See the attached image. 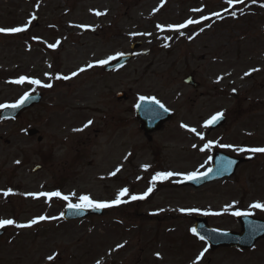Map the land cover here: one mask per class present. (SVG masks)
Masks as SVG:
<instances>
[{
    "label": "rangeland",
    "instance_id": "1",
    "mask_svg": "<svg viewBox=\"0 0 264 264\" xmlns=\"http://www.w3.org/2000/svg\"><path fill=\"white\" fill-rule=\"evenodd\" d=\"M188 20L199 22L179 28ZM13 27L26 31L0 32V105L44 98L19 119L0 118V220L49 219L0 228V264H197L205 248L198 264H264V240L251 251H212L192 231L198 216L229 233L241 232L234 212L264 219L251 207L264 204V154L238 151L264 147V0H0V28ZM135 42L143 44L135 61L103 70L99 61ZM191 76L198 87L185 83ZM141 96L173 112L152 141L136 119ZM219 112L227 121L210 133L204 125ZM217 151L253 161L228 180L181 188ZM169 171L177 175L153 183ZM124 188L129 202L104 216L62 220L80 196L110 202ZM52 192L69 200L39 195Z\"/></svg>",
    "mask_w": 264,
    "mask_h": 264
},
{
    "label": "water",
    "instance_id": "2",
    "mask_svg": "<svg viewBox=\"0 0 264 264\" xmlns=\"http://www.w3.org/2000/svg\"><path fill=\"white\" fill-rule=\"evenodd\" d=\"M142 44L135 43L132 47L133 50L139 48ZM134 58L133 55H125L119 57V59L114 63H106L105 68L107 71H114L117 68H121L126 63ZM189 85L196 86L191 79L187 81ZM42 95H32L30 98L20 107L12 108L6 107L0 113V118L2 119H17L20 117L21 113L30 109V107L36 106L41 103ZM118 99H127L123 94L118 95ZM151 100L140 101L139 107L137 106V117L143 122V129L146 130L147 134L154 131H159L161 126L171 119V114L168 111H164L156 103H151ZM225 124V120L220 118L218 121L213 123L210 127L211 130L220 128ZM214 165L211 171L202 175L201 179L191 180L185 182V185L193 186L195 189L205 186L208 183L217 182V180L225 179L227 177L233 176L240 164L245 161L243 159H235L229 156H225L222 153H217L214 158ZM103 210H93L85 209L76 211L69 209L68 207L64 210L63 219L68 220H78L88 218L90 215L101 216ZM239 223L242 225V231L240 234L233 232L226 233L221 231H216L212 229L206 218L198 217L196 220L195 234L205 237V241L208 245L212 246L213 250L220 249V247L225 248H237L244 250H251L257 242L264 239V221L254 219L248 215H241L237 217ZM3 231H0V237L3 236Z\"/></svg>",
    "mask_w": 264,
    "mask_h": 264
},
{
    "label": "snow or ice",
    "instance_id": "3",
    "mask_svg": "<svg viewBox=\"0 0 264 264\" xmlns=\"http://www.w3.org/2000/svg\"><path fill=\"white\" fill-rule=\"evenodd\" d=\"M242 2V0H241ZM227 3L229 4H232L233 3V0H227ZM97 16L101 15L100 12H96L95 13ZM215 15L219 16L220 14L219 13H216ZM32 19H35V17L33 16ZM204 19H208V17H205ZM199 21H194V20H188L186 24H181L179 25V28H184L186 27L188 24H194V23H198ZM159 27V26H158ZM179 28L177 30H179ZM23 31H26V28L25 27H13L11 29H3V28H0V32H8V33H21ZM49 47L51 48H55L56 45L55 44H52V45H49ZM110 59H114L113 58H110ZM108 61L107 60H101L99 61V63L101 65L103 64H106ZM89 67H91V65H89ZM85 69L81 68L80 71H84ZM255 71V69L253 70ZM73 76L77 75V73H73L72 74ZM245 75H250V73H245ZM71 77L69 76H63V77H57V79H64V80H67V79H70ZM27 78L26 77H20L19 80H16L14 81V83H17V84H23L25 82ZM28 83L29 84H32V85H39L41 87H44V88H51L52 85L50 83H45V84H41V82L39 80H35V79H31V80H28ZM233 92H235V89H233ZM30 93H25L24 96H22L20 98L19 101H17V103L15 104H12V105H0V108H6V107H12V108H18L20 106H22L29 98H30ZM146 98L141 96L140 97V100L141 101H144ZM151 103H156V104H160V102L158 100H155V99H152L150 101ZM139 107V105H138ZM160 107L164 109V111H167V108L164 107L163 104H160ZM224 116V113L223 112H219L217 114H215L214 116H212V118L207 121L205 123V127H207L209 124H213L215 123L216 121H218L220 118H222ZM92 124V121H88L85 125H84V128H87L89 125ZM181 127H187L186 125H181ZM74 131H83V129H74ZM188 131L190 132H193V133H196V129L195 128H188ZM198 134V133H197ZM199 135V134H198ZM200 139H204V137L201 135L200 136ZM211 143L209 144H206L204 147L205 148H208V147H211ZM193 147H195V145H193ZM220 147H231L230 145H220ZM204 149H201V151H203ZM238 151H248V152H251V153H260V154H264V147H253V148H249V149H238ZM17 164L20 163V161H16ZM117 172L119 171V169L116 170ZM113 175H115V172L113 173ZM174 175H177L176 173H173L171 171L169 172H158L156 173V175L153 177V183H155L156 180H168L170 178H172ZM202 177L200 175H198L196 172H192L190 174H188L185 179H188V180H197V179H201ZM152 191V188H148V190L142 194V195H131L130 197V200L131 201H138V200H143L146 198V196ZM10 192H5L4 195L7 196L9 195ZM31 195V194H30ZM39 195H42V196H47L49 199L51 197H60L61 199L65 200V201H68L69 200V197L68 196H61V194L59 192H52V193H40ZM129 193H128V189L127 188H124L122 189L116 196V198L110 202H96V201H93L89 196H86V195H82L79 197V202L78 203H68V208L69 209H73V210H76V211H80V210H85V209H93V210H101V209H107V208H111V207H114V206H119L121 204H125V203H128L129 201L128 200H125L123 199V197L125 196H128ZM252 208H256V209H260L262 211H264V204H260V203H254L251 205ZM181 211H185V210H181ZM192 211H196L195 209H193ZM249 213H241V212H234L233 215L235 216H241V215H248ZM46 219H49L48 217L46 216H40L36 219H33L32 221H30V223L28 224H15V222L11 219H5V220H0V228H3L5 227L6 225H13L15 224L16 227L18 228H25V227H31L32 225H35L37 224L39 221H43V220H46ZM55 219V218H53ZM193 233L195 234V229L192 230ZM201 240H205V237L204 236H200L199 237ZM123 245H120L119 247H122ZM207 248L204 249V252H207ZM204 252H201L200 253V257H202L204 255ZM159 255V254H157ZM197 258V264H198V261H199V258ZM49 259H52V257H49Z\"/></svg>",
    "mask_w": 264,
    "mask_h": 264
},
{
    "label": "flooded vegetation",
    "instance_id": "4",
    "mask_svg": "<svg viewBox=\"0 0 264 264\" xmlns=\"http://www.w3.org/2000/svg\"><path fill=\"white\" fill-rule=\"evenodd\" d=\"M37 18H38V17H37ZM35 26L38 28L39 24H37V23H36V25H35Z\"/></svg>",
    "mask_w": 264,
    "mask_h": 264
}]
</instances>
